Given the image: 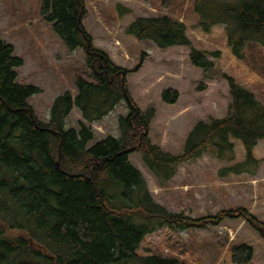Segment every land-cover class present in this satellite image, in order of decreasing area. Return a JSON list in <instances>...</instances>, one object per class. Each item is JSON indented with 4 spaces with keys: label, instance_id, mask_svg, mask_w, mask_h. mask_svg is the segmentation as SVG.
Returning <instances> with one entry per match:
<instances>
[{
    "label": "trees",
    "instance_id": "trees-1",
    "mask_svg": "<svg viewBox=\"0 0 264 264\" xmlns=\"http://www.w3.org/2000/svg\"><path fill=\"white\" fill-rule=\"evenodd\" d=\"M40 1L41 14L67 49L83 51L95 81L77 76L76 96L70 91L58 96L48 122L42 121L30 105L41 89L19 81L24 61L0 32V264H190L177 257L141 256L138 250L160 229H202L228 218L246 220L264 240V223L242 208L200 219L170 212L155 201L130 161L132 154H140L165 188L181 164L207 153L233 162V140L241 142L246 162L254 160V149L264 140V105L255 94L222 74L232 99L228 116L199 122L181 155L166 153L151 142L155 109L143 112L127 81L142 67L146 53L133 69L120 67L96 46L85 27L87 0ZM193 9L204 33L225 26L230 53L253 72L264 68V0H195ZM126 32L162 50L187 47L191 65L204 71L215 68L209 55L220 54L195 48L185 23L170 15L138 17ZM161 97L171 105L180 94L169 88ZM122 102L128 113L118 118L120 136L91 145L95 134L89 124L102 121ZM75 108L84 122L80 129L68 130L66 122ZM228 171L238 173L233 165L221 175ZM253 256V249L245 245L232 251L234 264H247Z\"/></svg>",
    "mask_w": 264,
    "mask_h": 264
},
{
    "label": "rangeland",
    "instance_id": "rangeland-1",
    "mask_svg": "<svg viewBox=\"0 0 264 264\" xmlns=\"http://www.w3.org/2000/svg\"><path fill=\"white\" fill-rule=\"evenodd\" d=\"M195 0H87V31L96 46L118 66L133 69L143 53L142 67L128 75L130 92L143 111L155 109L150 125L151 142L172 155L183 153L186 138L199 123L228 116L232 99L222 74L234 77L253 92L264 105V68L251 71L247 63L238 61L229 51L225 26L216 25L209 34L199 28L194 12ZM127 10H130L127 13ZM170 15L185 23L194 47L211 53L215 68L204 71L191 65L187 47L158 48L152 41H140L127 34L128 25L138 17ZM0 32L14 46L15 55L24 65L18 79L41 89L30 99L37 116L44 122L50 118L55 99L70 91L76 96L75 79L81 76L94 82L82 50L67 49L52 23L41 14L40 0H0ZM203 87V90L200 88ZM175 89L180 94L175 104H165L162 92ZM128 113L124 102L102 121L89 124L100 141L108 136L119 137L118 118ZM83 121L74 109L66 129H80ZM233 162L219 161L205 154L193 162L179 166L176 176L165 188L143 164L140 154L130 156L131 163L144 176L157 203L174 213L183 212L193 219L216 216L221 212L245 209L264 223V140L254 149V160L246 162L245 150L238 140ZM234 165L240 174L223 169ZM249 246L254 251L247 264H264V240L242 218H228L218 226L175 232L160 229L148 235L138 253L141 256L177 257L190 264H234V247Z\"/></svg>",
    "mask_w": 264,
    "mask_h": 264
}]
</instances>
